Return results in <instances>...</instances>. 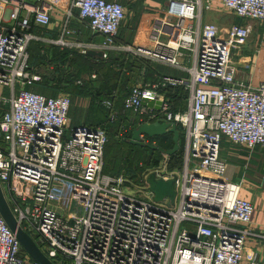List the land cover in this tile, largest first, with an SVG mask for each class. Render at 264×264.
<instances>
[{
	"label": "built area",
	"instance_id": "2783aa9c",
	"mask_svg": "<svg viewBox=\"0 0 264 264\" xmlns=\"http://www.w3.org/2000/svg\"><path fill=\"white\" fill-rule=\"evenodd\" d=\"M37 1L0 0V185L17 223L44 255L54 264H264V228L251 227L253 206L239 195L234 165L222 158L225 142L250 151L264 146V81L252 85L249 67L234 58L250 26H200V11L210 9V1L165 0V15L149 21L147 44H120L125 8L118 0H72L70 10L77 9L103 42L51 40L81 53L98 48L102 57L109 49L149 57L187 73L135 85L123 104L139 124L170 122L184 133L182 169L167 171L165 154L162 167L153 169L164 178L177 175L174 204L167 206L151 193L149 199L124 193L123 175L103 173L107 133L99 126L70 127L69 95L47 97L26 88L40 80L29 72L27 45L37 38L31 21L48 25L55 6L70 14L59 0ZM221 5L264 24V0ZM167 85L187 92L184 110H170L161 92ZM143 99L160 100V109L143 106ZM103 104L111 107L108 100ZM56 176L71 188L74 209L64 216L49 204ZM0 264H38L1 215Z\"/></svg>",
	"mask_w": 264,
	"mask_h": 264
},
{
	"label": "trees",
	"instance_id": "16d2710c",
	"mask_svg": "<svg viewBox=\"0 0 264 264\" xmlns=\"http://www.w3.org/2000/svg\"><path fill=\"white\" fill-rule=\"evenodd\" d=\"M73 14L78 17V10L74 9ZM32 29L38 32L41 28ZM27 51L29 72L38 74L40 80L30 83L26 88L47 97H55L60 93L69 95L70 127L83 124L106 130L103 173L113 176L122 173L127 181H142L143 174L159 162L161 153L129 142L133 128L140 121L138 116L125 110L123 104L140 73L143 74L144 83L151 84L162 77L159 76L162 74L160 69L144 59L121 51H109L105 59L96 62L90 56L91 61L83 60V55L76 49H60L38 41H30ZM94 73L95 78H91ZM161 92L168 99L171 111L186 108L187 92L182 87L167 85L162 87ZM79 98L89 100L84 114H70L72 100ZM105 100L111 102L110 108L104 106ZM177 128L180 133L179 149L168 156L167 171H180L183 165L184 133L180 127ZM148 139L164 149L173 147L171 133Z\"/></svg>",
	"mask_w": 264,
	"mask_h": 264
},
{
	"label": "crops",
	"instance_id": "0c3cea01",
	"mask_svg": "<svg viewBox=\"0 0 264 264\" xmlns=\"http://www.w3.org/2000/svg\"><path fill=\"white\" fill-rule=\"evenodd\" d=\"M28 1L34 3L35 5L40 4L37 0ZM59 1L66 4L68 6V10H70L72 0ZM118 1L125 8V19L118 29L116 35L117 42L127 45L147 44L150 31L146 33H144L143 31L138 33L139 27H137V29H132L133 32H126L128 34V36H126L125 32L122 31L126 30L127 27L125 21L127 19L131 20L133 18H136L137 22H139L138 25L144 22L150 25L149 21L152 20V17H163L165 15V0ZM208 1L211 2V8L208 10L203 8L201 9L199 25L202 26L205 23H212L217 25L222 30L234 24L249 25L250 34L248 36V39L245 44L240 47V49L234 52V58L241 64H247L249 68L246 71L251 74L250 79L252 85H257L261 81H264V24L259 20H250L237 17L234 13L222 8V0ZM69 12L70 14L66 12L65 9L55 6L50 10L51 19L48 25L42 27L36 25L31 21L30 32L37 37L32 41H38L44 44H53L51 40H56L63 36L67 40H76L77 42H81L84 44L87 43L100 45L103 42V37L101 35L92 33L86 26V23L80 21L78 17L73 14L74 8H72ZM4 13V10L0 11V26L5 25V23H3L1 19ZM32 27H39L41 29L36 32L37 30L35 31V29H32ZM66 29H68L71 33L73 31V34H63L64 30ZM55 46L59 47L60 49H76L60 47L58 45ZM76 50L80 55H83V60L87 59L91 61L92 59L89 58L90 56L94 58L93 62H96L107 57L90 55L87 53L89 50L86 53H81L79 49ZM93 51L101 52V50L98 48L97 50ZM109 51L116 50L109 49L106 51V55ZM84 56L87 58H84ZM187 64L190 65V61ZM165 68L169 69L170 67L165 66ZM160 71L162 72V74H159V76L162 75V77L163 75L172 77L187 76L186 72L178 69L174 70L176 71L175 74L171 70L166 72L163 69ZM91 78H95V73L91 74ZM135 85H146V83H144L143 74H139V77L137 78L134 86ZM88 101L89 100L86 98H79V103L81 104V108L83 109V114L85 112V109L87 108ZM222 158L234 165V180L240 183L239 195L241 198L248 200L253 206L251 215V224L253 226L251 225V227L264 228V146L256 147L250 151L225 142L223 145ZM151 170H153V168L149 169L143 174V182L141 183L142 185L144 183L145 175ZM119 175L123 174L121 173ZM251 247L252 245L249 243L247 249L249 250L251 249Z\"/></svg>",
	"mask_w": 264,
	"mask_h": 264
},
{
	"label": "water",
	"instance_id": "95a60500",
	"mask_svg": "<svg viewBox=\"0 0 264 264\" xmlns=\"http://www.w3.org/2000/svg\"><path fill=\"white\" fill-rule=\"evenodd\" d=\"M87 53L94 56H101V52L93 50H89ZM142 105L152 107L155 110H159L161 106V101L143 99ZM169 133L172 134L173 142V147L170 149H164L161 146L151 142H144L141 138V135L146 136L148 138H152L155 136H161ZM179 136V130L177 126L173 123L158 121L143 122L133 128L132 134L129 138V142L135 145L146 147L154 151H158L160 153L165 154L166 156H170L179 149ZM164 174L165 173L157 174V172L154 170L148 172L145 175V189H147V191L152 194L153 201L164 202V199H166L167 201L165 202V204L167 206H171L174 204V199L176 195L174 185L177 180V175L173 173L169 177L164 178ZM0 215L5 221L6 225L9 227V229L14 233L22 249L30 256L33 261L37 262L38 264H54L44 255V253L34 242L32 237L17 223V220L14 217L3 194L1 185Z\"/></svg>",
	"mask_w": 264,
	"mask_h": 264
},
{
	"label": "rangeland",
	"instance_id": "374dc122",
	"mask_svg": "<svg viewBox=\"0 0 264 264\" xmlns=\"http://www.w3.org/2000/svg\"><path fill=\"white\" fill-rule=\"evenodd\" d=\"M1 9H2V6L0 5V11H1ZM154 18L155 17H152V19H154ZM131 20L127 19L125 21L126 22L125 24H126L127 27H126V30H122V31L125 32L126 36H128V34L126 32H128V33L131 32V31L133 32L132 29H135V28L137 29V27H139L138 28V33L142 32V31L144 33L148 32V31H151V25L146 24V22L138 25L139 22H137L136 18H133ZM141 59H144V60L148 61L149 63H151L152 65H155L160 70L164 69V71H166V72L171 70V71H173L174 74L176 73V71H174V70H176L175 68H173L171 66H168V65H165L163 63H160V61H158V60H155V59H152V58H149V57L148 58H141ZM164 65L167 66V67L172 68L173 70L170 69V68L169 69L165 68ZM3 95H6V94L3 93ZM71 113H74V114L83 113V109L81 108V104L79 103L78 99L74 100V101L72 100L71 108H70V114ZM69 125H71L70 118H69ZM223 145H224V143H223ZM163 157H164L163 153H161L160 160L155 166H153V169L162 167ZM104 163H105V158H103V164ZM112 164H114V163H112ZM115 169H116V167H115ZM174 172H178V171H174ZM142 182H143V180L142 181H138V180L136 181V180H133V179L132 180H128L127 183L125 185H123V187H122L123 192L126 193V194H134L135 196H140L142 198H148V199L151 198L150 192L143 188V185L141 184ZM70 190H71L70 185L66 184L65 182H63L61 180V177L60 178H59V176L55 177L54 182H53V187H52V190H51V194H50L49 204H50V206L52 208H54L58 212L57 214L59 216H64L66 214V212H68V210L74 209V206L71 204L72 203V201H71L72 199H71Z\"/></svg>",
	"mask_w": 264,
	"mask_h": 264
}]
</instances>
